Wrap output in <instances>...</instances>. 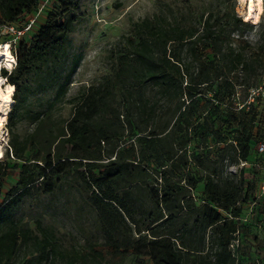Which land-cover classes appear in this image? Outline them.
<instances>
[{
    "label": "trees",
    "instance_id": "obj_1",
    "mask_svg": "<svg viewBox=\"0 0 264 264\" xmlns=\"http://www.w3.org/2000/svg\"><path fill=\"white\" fill-rule=\"evenodd\" d=\"M77 2L55 0L45 10V21L38 30L11 44L16 64L9 72L2 69L1 75L14 86V97L18 81L36 70L52 89V103L66 94L76 67V61L68 64L66 59L71 12ZM38 4L39 0H0V43L6 41L2 26L17 24L35 12ZM251 25L232 4L200 11L167 6L132 22L110 51L109 72L72 98L71 116L56 134L52 127L47 129V145L55 144L54 152L49 149L41 156L37 151L26 159L31 134L30 140L22 142L13 137L0 159V264H9L24 247L29 248L30 257L23 258V264H58L62 253L53 237L40 226L39 235L17 227L13 210L38 179L43 192L51 193L57 181L54 176L68 173L65 159L81 173L87 200L105 230L117 236L121 211L127 216L134 212L130 195L119 194L118 181L156 180L147 190L153 206L146 213L147 223L134 230L136 237L129 245L106 243L113 256L137 254L147 258L145 264H237L240 238L252 218L237 220L243 208L236 205L245 206L253 199L258 180L244 177L245 166L237 174L212 169L209 143L228 152L235 166L240 161L254 164L261 160L254 146L264 133V100L258 96L245 102L258 70H264V17L255 45L242 35L231 36ZM236 87L244 92L241 107L236 105ZM15 111L13 105L6 125L14 124ZM222 126L229 138L221 132ZM125 139H132L129 146L103 154L104 145ZM9 155L21 163L9 164ZM180 169L187 174L173 180ZM199 169L207 172L196 176L194 170ZM10 174L17 176L13 185L8 183ZM87 174L93 182L86 181ZM198 186L197 204L191 191ZM256 209V214L261 210V217L255 229L264 233V199ZM183 212L191 215V223L179 230L172 228ZM236 232L238 246L231 248ZM91 250L92 259L102 258L101 250ZM77 259L63 256L61 264H76ZM251 261L245 264H255Z\"/></svg>",
    "mask_w": 264,
    "mask_h": 264
},
{
    "label": "rangeland",
    "instance_id": "obj_2",
    "mask_svg": "<svg viewBox=\"0 0 264 264\" xmlns=\"http://www.w3.org/2000/svg\"><path fill=\"white\" fill-rule=\"evenodd\" d=\"M45 0H39L43 3ZM55 0H49L45 9ZM247 0H78L71 12V32L70 48L68 50V64L76 61V67L71 74L70 84L66 87V94L58 101L52 103V89L39 75V70L32 71L24 75L18 81L19 91L13 98V105L16 106L14 112V124L6 125L7 119L0 127V159H4V152L16 137L18 142L25 139L30 140V135L34 134L31 141H28V148L25 158L40 151L41 156L45 155L49 149L54 152L55 144L48 148L46 131L52 127L53 135L64 125L65 120L71 116L73 111V99L82 89L91 85H96L99 80L109 72L110 51L117 45L122 36L129 31L132 22L151 16L159 9L166 10L167 6L176 10L190 6L194 10H206L208 8H218L221 6L234 5V10L239 16L246 20ZM35 12L26 15L24 19L14 25V32H2L3 41L14 37L18 32L26 27L28 22L35 16ZM264 17V0H262V12L256 22H250L251 26L241 27L232 33L236 38L242 35L251 45H255L260 31V22ZM45 21V12L41 13L34 21L28 31H23L19 38L28 39L35 33ZM258 22V23H257ZM257 23V24H256ZM4 43V42H3ZM0 59V64H1ZM237 75V74H236ZM235 75V76H236ZM3 80L1 79V82ZM4 82V81H3ZM8 84L5 82L3 88ZM15 89V88H14ZM236 105H241L240 99L243 91L236 87ZM13 95V94H12ZM212 94H208L210 98ZM264 100V70L257 72V81L249 89L246 102H253L256 97ZM16 98V99H14ZM251 98L253 100L251 101ZM70 99V100H69ZM20 101L17 104V101ZM238 102V103H237ZM248 104V103H247ZM255 104V102H254ZM10 109L12 108V106ZM10 111V110H9ZM7 112V114L9 113ZM207 112V111H206ZM38 116V119L35 117ZM7 116V115H6ZM220 125V123H219ZM39 129V130H38ZM221 132L230 137L227 129L222 126ZM126 141V142H125ZM132 139L119 140L111 145L103 147L104 153L114 148V151L129 146ZM211 149V168L218 172L234 173L235 165L230 163L229 153L220 152L216 149L218 144L213 141L209 143ZM220 145L219 147H221ZM9 150V149H8ZM205 151V150H204ZM256 154V153H255ZM68 173L62 176H54L55 187L51 193L43 192L41 179H38L33 188L24 195L13 210V220L17 227L29 229L32 234H40L38 226L46 229L53 237V240L62 256H58L57 263L61 264L63 256H77L76 264H145L147 258L137 254L122 255L117 258L110 254L106 243L125 242L129 245L136 237L135 229L144 228L147 223L146 213L153 210L147 190L150 185H155V178L145 179H121L118 181V192L130 195L129 203L133 205L134 212L127 216L122 212L123 218H117L116 223L120 228L119 235L111 234L99 218L98 212L87 200V185L83 181L82 175L70 167V159H65ZM261 161V160H260ZM9 164L21 163L18 159L9 155ZM23 162V161H22ZM251 163V162H249ZM187 170L180 169L174 173L173 180L179 176L187 174ZM196 176L204 175L203 169L194 170ZM247 180L256 179L259 181L260 172L254 164H248L243 171ZM259 178V179H258ZM17 181L15 174L8 176L9 185ZM87 182H93L90 175H86ZM184 181L181 183L183 184ZM199 189L191 191L194 202L198 204L200 200ZM243 214L249 211L247 204H240ZM255 208L250 221V228L242 232L240 245L242 249L237 264H245L254 261L255 264H264V233L255 229L256 219L261 217V210L256 214ZM191 215L183 212L172 224V228L179 230L183 224L191 223ZM122 245V244H121ZM102 251V258L92 259L91 249ZM29 248L20 249L18 255L9 264H23V258L30 257ZM78 256H83L81 257Z\"/></svg>",
    "mask_w": 264,
    "mask_h": 264
},
{
    "label": "built area",
    "instance_id": "obj_3",
    "mask_svg": "<svg viewBox=\"0 0 264 264\" xmlns=\"http://www.w3.org/2000/svg\"><path fill=\"white\" fill-rule=\"evenodd\" d=\"M49 0H45L43 3H39L37 8H36V13H35V16L30 20V22H28V24L26 25V27L23 29V31H28L31 26L33 25L34 21L37 19V17L45 12V6L47 5ZM1 31H5V32H8V31H13L14 32V25H4L2 26L1 28ZM23 31L21 30L20 32H18L16 35H14L13 38L11 39H8L7 41H5L8 45H9V51L11 53V57H12V62H11V65L8 66L7 63L5 62L6 60L4 59V61L1 62L0 64V72L2 69H8V72L11 71V69L15 66L16 64V59L14 57V55L12 54V51H11V44L15 43L16 40L19 39V36L23 33ZM6 45V44H4ZM0 79H2V85L5 84L6 81V78L3 77L0 73ZM253 100V98H251V101ZM245 103H248L249 102H245ZM243 105V104H242ZM242 105H240L239 107H241ZM254 151L256 152V154L260 157L261 161L258 162V163H254V165H256L259 169V172H260V179L258 181V184H257V188L255 190V193H254V197L253 199L247 203V207L249 209V211H247L246 213L242 214L240 218H237V220H242V221H246V220H249L253 214V211L254 209L258 206V202L261 201L262 199H264V133L261 137V139L255 144L254 146ZM248 164H251V163H247L245 161H240L234 168V173L237 172L238 169H240L241 167L243 166H248ZM240 204H242L241 202H238L237 203V207L240 206ZM236 238L232 241L230 247L231 248H236L238 246V232H236Z\"/></svg>",
    "mask_w": 264,
    "mask_h": 264
},
{
    "label": "bare ground",
    "instance_id": "obj_4",
    "mask_svg": "<svg viewBox=\"0 0 264 264\" xmlns=\"http://www.w3.org/2000/svg\"><path fill=\"white\" fill-rule=\"evenodd\" d=\"M246 20L248 22H256L259 19V16L262 12V0H247L246 3ZM6 44V45H4ZM5 59L8 66L11 65L12 57L11 53L9 51V45L4 42L0 43V59ZM11 90V91H9ZM13 91L14 86L12 84H6V86L3 88L2 82L0 79V127L2 126V123L7 119V112L10 109L11 105H13ZM4 97H7V99H4ZM7 115V116H6ZM0 154H1V148H0Z\"/></svg>",
    "mask_w": 264,
    "mask_h": 264
},
{
    "label": "snow or ice",
    "instance_id": "obj_5",
    "mask_svg": "<svg viewBox=\"0 0 264 264\" xmlns=\"http://www.w3.org/2000/svg\"><path fill=\"white\" fill-rule=\"evenodd\" d=\"M9 91H11V90H9ZM4 99H7V97H4Z\"/></svg>",
    "mask_w": 264,
    "mask_h": 264
}]
</instances>
